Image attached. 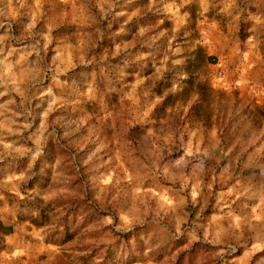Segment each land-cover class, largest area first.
Returning a JSON list of instances; mask_svg holds the SVG:
<instances>
[{
  "label": "rangeland",
  "instance_id": "1",
  "mask_svg": "<svg viewBox=\"0 0 264 264\" xmlns=\"http://www.w3.org/2000/svg\"><path fill=\"white\" fill-rule=\"evenodd\" d=\"M252 43L264 0H0V264H264Z\"/></svg>",
  "mask_w": 264,
  "mask_h": 264
},
{
  "label": "crops",
  "instance_id": "2",
  "mask_svg": "<svg viewBox=\"0 0 264 264\" xmlns=\"http://www.w3.org/2000/svg\"><path fill=\"white\" fill-rule=\"evenodd\" d=\"M229 53L232 54V52ZM259 57L254 43L249 44L239 55L240 61L237 64L236 73L226 76V80L217 86L227 91L230 88H236L239 103L254 106L264 115L262 112L264 111V67L259 65ZM211 130H209L210 135L213 132Z\"/></svg>",
  "mask_w": 264,
  "mask_h": 264
},
{
  "label": "trees",
  "instance_id": "3",
  "mask_svg": "<svg viewBox=\"0 0 264 264\" xmlns=\"http://www.w3.org/2000/svg\"><path fill=\"white\" fill-rule=\"evenodd\" d=\"M263 113H264V111H262ZM1 225V224H0ZM1 228H5V227H3V225H1Z\"/></svg>",
  "mask_w": 264,
  "mask_h": 264
}]
</instances>
